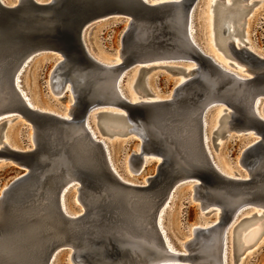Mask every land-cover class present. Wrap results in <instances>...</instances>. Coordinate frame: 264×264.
<instances>
[{
  "label": "water",
  "instance_id": "obj_1",
  "mask_svg": "<svg viewBox=\"0 0 264 264\" xmlns=\"http://www.w3.org/2000/svg\"><path fill=\"white\" fill-rule=\"evenodd\" d=\"M151 1L0 0V161L21 170L0 194V264H54L60 252L68 255L71 243L87 233L89 242L104 246L105 257L114 263L131 261L119 245L126 240L125 233L163 249L156 217L171 195L166 216L175 192L184 184L194 185L191 200L203 215L221 211L213 227H196L198 237L215 227L225 228L235 213L238 219L251 210L264 214V56L248 46L245 35L237 34L238 44L227 43L228 54L216 40L233 70L240 73L242 67L241 78L225 70L197 41L195 21L201 0ZM219 3L216 0L213 7L214 27ZM111 19H123L125 26L117 51L103 57L89 48L86 35L95 24ZM47 54L57 57L50 80L59 84L60 95H70L68 84L73 90L82 74L87 76L86 88L112 78L117 107L92 104L87 93L74 96L69 119L30 106L17 85L24 89L25 69L35 57ZM136 68L140 91L139 100L133 102L127 94L122 96L121 82L118 87L114 82ZM158 68L177 78L172 92L161 98L147 82ZM218 108L223 114L213 130L215 146L221 144L217 139L250 138L238 159L243 173L223 172L209 151L211 139L205 138L210 116ZM106 118L125 121L129 130L121 135L107 133L101 125ZM13 119L30 127L29 145L24 148L11 144L3 131ZM70 122L81 125L82 132L66 140L59 128ZM117 136L138 140L137 150L130 154L135 174H142L146 161H156L155 173L145 182L125 180L117 167L114 172L108 140ZM46 168L52 172L39 176V170ZM78 185L80 200L91 213L83 222L84 215L70 216L60 204L62 189L67 205L70 191ZM246 219L250 217L242 222Z\"/></svg>",
  "mask_w": 264,
  "mask_h": 264
},
{
  "label": "rangeland",
  "instance_id": "obj_2",
  "mask_svg": "<svg viewBox=\"0 0 264 264\" xmlns=\"http://www.w3.org/2000/svg\"><path fill=\"white\" fill-rule=\"evenodd\" d=\"M5 1L12 2L15 0ZM211 2V0H201L200 2L195 21L197 29L196 39L204 49L215 55L218 60L219 58L222 59L221 62L225 61L226 63L223 62L224 65L228 69L233 70L231 66L227 65L225 57L221 56L217 48L211 43L212 38L209 27V16H211L209 12V4ZM201 8H204L202 12L203 19L200 16ZM243 22H246L245 30L243 31V36L245 35L244 40L255 52L264 56V0H256V3L251 5L249 14L245 17ZM124 26L125 20L123 19H111L95 24L88 30L86 35V42L89 48L92 51H97L103 57L114 54L119 47V39ZM56 60L57 57L50 54L35 57L23 73L22 85L24 88L23 90L27 92L33 105H39L44 107L43 109L52 110L61 115H65L67 110H69V106H71L73 102V96L71 93L70 95H55L52 92L50 73ZM238 69L240 73L238 71L236 72L241 74L243 72L242 67H239ZM137 76L138 68L131 70L127 74L125 80L122 81L121 87L131 99L135 96L132 86H136ZM176 81L177 78L172 76L171 72L158 68L149 74L147 82L148 86L157 94V96L162 97L167 96L172 92ZM134 89L140 91L139 86H136ZM218 109L211 114L209 119L210 127L208 133L210 138L208 137V141L211 139L209 142L211 148L210 152L212 151L216 160L215 162L218 165L223 166V171L228 173H232L233 171L243 173L238 159L241 151L249 142L250 138L231 136L225 140L217 139L215 142H221V144L215 146L212 137L213 130L217 126L218 121L213 120L212 116L216 114ZM92 118H94V115ZM91 123L95 130L98 131L93 119H91ZM3 131L11 144L23 148L29 145V135L31 130L24 122L19 121L18 119H13L7 123ZM118 137L119 136L112 140H108L115 167H117L119 172L126 177L125 180L137 183L145 182L148 176L155 173L156 161H146L144 165L146 168L142 174H130L127 169V161L130 154L137 150L138 140L132 136L125 138ZM20 174L21 170L14 164L7 161H0V194L2 190ZM67 210L73 215H77L83 210L82 206H80L76 200L75 188L69 193ZM253 212V210L245 212L230 226L228 230V264H264V228L258 234L257 238L246 246L249 248L245 252L235 256L238 252H235L234 250V233L240 227L247 224V222L258 219L257 217H253L252 219H246L242 222V218L251 216ZM164 216L165 212L163 214V217ZM163 217L162 221H165L174 248L180 253L188 254L184 244L195 239L194 230L196 227H207V225L212 224L213 221L218 218V211L207 216L203 215L199 209V205L191 200V185L184 184L175 192L174 199L168 208L165 219ZM163 228L165 229L164 225ZM67 252L68 251L60 252L54 261V264H72L69 259V253L67 255ZM174 264H190V262L181 261Z\"/></svg>",
  "mask_w": 264,
  "mask_h": 264
},
{
  "label": "bare ground",
  "instance_id": "obj_3",
  "mask_svg": "<svg viewBox=\"0 0 264 264\" xmlns=\"http://www.w3.org/2000/svg\"><path fill=\"white\" fill-rule=\"evenodd\" d=\"M172 0H152V3H162V2H170ZM179 1V0H175ZM212 2L209 4L210 8V15L209 19V27L211 31V43L215 48H217L219 54L221 56L225 57L224 51L228 54L227 51V43L231 40H234L237 44L240 42V36L243 35V31L245 30V23L243 20L246 16H248L249 11L251 9V5H254L256 3V0H219L220 3L217 4V10H216V27H214V17L215 12H213V7L216 4V0H211ZM252 2V3H250ZM208 16V13H207ZM216 28L218 37L215 36L214 29ZM239 34V35H237ZM216 40L221 45L223 52H221L217 45ZM249 46V44H248ZM250 47V46H249ZM252 49V47H250ZM216 58V56L214 55ZM216 60L221 64V66L230 72L235 73L237 76L243 77L241 74L237 73L236 71H233L231 69H228L222 61V59L219 58V60L216 58ZM225 60H227V65H229L230 60L225 57ZM229 61V62H228ZM104 62V61H103ZM120 63L119 56L116 57V64ZM226 63V62H225ZM26 64V62H25ZM23 64V65H25ZM110 65L114 63H108ZM22 68L18 71L16 75V82L19 81V73L21 74ZM189 68H193V66H190ZM124 73L120 75V77L116 80V87H118L119 83L125 80ZM184 81V78L180 79V82ZM55 82V80H54ZM53 80H51V89L52 91H55L57 94H60L59 92V84L54 85ZM211 85L213 86V82L209 81ZM87 84V76L84 74L79 75L76 77V85L73 84V90H71L70 83L68 84L67 88L70 89L71 94L74 98L75 95H81L82 93H87L90 102L95 105L106 103L108 105H112L113 107H117L116 103L118 102V96L115 94L114 90V84L113 79L106 78L102 83H98V85L89 86L86 88ZM120 85V86H121ZM18 88H20L22 95L27 100L30 106H35L31 102L30 97L27 95V93L21 88V86L18 84ZM133 87V92L135 93V96L131 99L130 96L127 95L128 99H130L133 102H137L139 100L138 91H136ZM120 88V87H119ZM86 91V92H84ZM124 90L121 89L120 92L123 95L126 93L123 92ZM123 92V93H122ZM157 98H161L159 96H156ZM72 105V104H71ZM38 107V106H35ZM39 108V107H38ZM70 108V106H69ZM42 109V108H41ZM47 110L50 112L57 113L52 110L48 109H42ZM68 112V110H67ZM65 113V115H61L57 113L60 116H64V118H68V113ZM223 114V108H219L216 111V114L212 116V119L215 121H218L217 126L215 129L219 127V119L221 115ZM2 117V115H0ZM101 125L105 129V131L109 134H116L121 135L124 132L128 131L129 128L126 125L125 121L120 119H102ZM62 133L66 135V140H73L75 137H77L81 132L82 128L81 125H79L76 122H70L66 123L63 128H59ZM141 131L144 132V128H141ZM93 135L95 136V132L92 130ZM206 142H208V137L205 138ZM34 141V140H33ZM8 143V140L6 141ZM34 143V142H33ZM1 144V143H0ZM35 146V144H33ZM106 146V145H105ZM209 147V146H208ZM210 151V149H209ZM211 153V152H210ZM109 162L114 170L116 172V167L113 164V162L110 160L109 156ZM216 163V162H215ZM145 165V164H144ZM217 168H219V165L216 163ZM54 169V167H53ZM127 169L132 175H137L134 173V164L130 161V157L127 161ZM223 170V169H222ZM52 172V168H46L43 171L39 170V176L45 177L47 173ZM226 172V171H223ZM227 174L231 175L232 173ZM73 176H68V178H72ZM122 178V177H121ZM131 182V181H129ZM73 182H70V184ZM194 185H191V190H193ZM76 190V200L82 206L83 210L77 215L70 214L67 210L66 205V198H65V187L62 189L60 193V204L62 206V209L68 213L70 216H78V215H84L85 217L82 218L81 222H83L85 219L91 218V213L86 212V207L82 204L80 200L81 196V188L80 185L75 187ZM171 199V195L167 198L163 206L161 207L159 213L156 217V226L158 227V230L160 231L161 237L164 241V248L161 249L159 246H157L155 243L148 242L142 237H138L137 235H133L131 233H125L126 240H122L124 243H120L119 245L124 248V251L129 252L131 261L127 263L126 260H121L118 263H114L109 258L105 257L104 255V246L90 243L89 241V234H85L82 239H76L71 243V250L69 252V259L72 264H174L181 261H188L190 264H228V230L232 224L236 222L237 213L234 214L233 219L231 222L223 229L219 230V227H215L208 231L207 236L198 237L196 229L194 230L195 239L184 244L185 249L188 251V254H183L177 251L172 242L170 241L169 237L166 236V231L163 228V221L162 217L166 210V207L168 206L169 200ZM253 214L256 213V215L249 216L250 219L253 217H257V220H252L250 222H247V224L240 227L237 231L234 233V250L235 252L243 251L248 249L249 247H246L250 243H252L258 236V234L261 232V230L264 228V214H262L261 211L253 210ZM221 211L218 210V218L213 221L212 224L207 225V227L202 228H211L214 225H216L219 222ZM247 215V214H246ZM248 218V217H245ZM87 235L89 237H87ZM193 245H196L194 248ZM53 260V259H52ZM51 264V262L49 263Z\"/></svg>",
  "mask_w": 264,
  "mask_h": 264
}]
</instances>
